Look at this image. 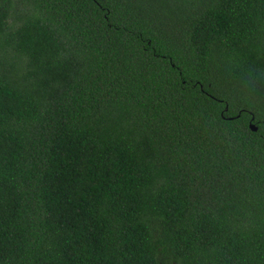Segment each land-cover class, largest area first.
Returning <instances> with one entry per match:
<instances>
[{
	"label": "trees",
	"instance_id": "16d2710c",
	"mask_svg": "<svg viewBox=\"0 0 264 264\" xmlns=\"http://www.w3.org/2000/svg\"><path fill=\"white\" fill-rule=\"evenodd\" d=\"M0 264H264V0H0Z\"/></svg>",
	"mask_w": 264,
	"mask_h": 264
},
{
	"label": "water",
	"instance_id": "95a60500",
	"mask_svg": "<svg viewBox=\"0 0 264 264\" xmlns=\"http://www.w3.org/2000/svg\"><path fill=\"white\" fill-rule=\"evenodd\" d=\"M249 128H250L251 130H255V129H256V127H255L253 124H249Z\"/></svg>",
	"mask_w": 264,
	"mask_h": 264
}]
</instances>
